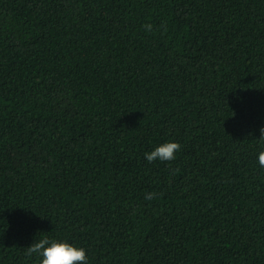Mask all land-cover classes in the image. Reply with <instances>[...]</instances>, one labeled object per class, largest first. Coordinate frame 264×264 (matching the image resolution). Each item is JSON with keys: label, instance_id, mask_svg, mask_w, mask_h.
Masks as SVG:
<instances>
[{"label": "trees", "instance_id": "1", "mask_svg": "<svg viewBox=\"0 0 264 264\" xmlns=\"http://www.w3.org/2000/svg\"><path fill=\"white\" fill-rule=\"evenodd\" d=\"M261 127L264 0H0V264H264Z\"/></svg>", "mask_w": 264, "mask_h": 264}, {"label": "clouds", "instance_id": "2", "mask_svg": "<svg viewBox=\"0 0 264 264\" xmlns=\"http://www.w3.org/2000/svg\"><path fill=\"white\" fill-rule=\"evenodd\" d=\"M259 133L260 138L256 140H264V127L259 129ZM180 148L181 145L172 140L157 143L151 151L144 153V159L149 163L171 162L176 159ZM257 162L264 168V150L257 153ZM26 254L38 257L40 264H89V257L84 247L65 239L50 238L47 235L36 234L27 246Z\"/></svg>", "mask_w": 264, "mask_h": 264}]
</instances>
